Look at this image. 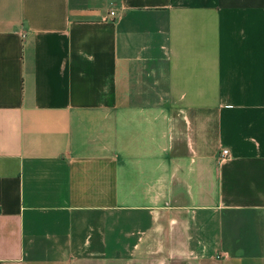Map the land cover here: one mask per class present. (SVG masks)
Returning a JSON list of instances; mask_svg holds the SVG:
<instances>
[{
    "label": "crops",
    "instance_id": "1",
    "mask_svg": "<svg viewBox=\"0 0 264 264\" xmlns=\"http://www.w3.org/2000/svg\"><path fill=\"white\" fill-rule=\"evenodd\" d=\"M0 264H264V0H0Z\"/></svg>",
    "mask_w": 264,
    "mask_h": 264
},
{
    "label": "built area",
    "instance_id": "2",
    "mask_svg": "<svg viewBox=\"0 0 264 264\" xmlns=\"http://www.w3.org/2000/svg\"><path fill=\"white\" fill-rule=\"evenodd\" d=\"M109 13L111 15H114L115 14V10L111 9ZM230 155H231V152H230V149L228 147L222 148L221 155H220L221 160H224V159L230 157Z\"/></svg>",
    "mask_w": 264,
    "mask_h": 264
}]
</instances>
